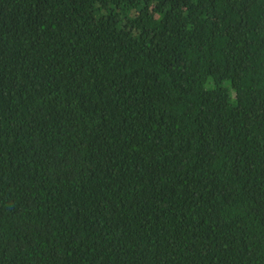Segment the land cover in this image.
<instances>
[{
	"label": "trees",
	"instance_id": "trees-1",
	"mask_svg": "<svg viewBox=\"0 0 264 264\" xmlns=\"http://www.w3.org/2000/svg\"><path fill=\"white\" fill-rule=\"evenodd\" d=\"M0 264H264V0H0Z\"/></svg>",
	"mask_w": 264,
	"mask_h": 264
}]
</instances>
